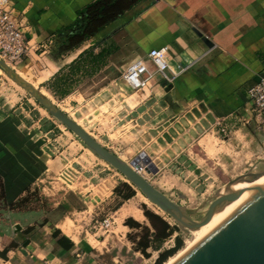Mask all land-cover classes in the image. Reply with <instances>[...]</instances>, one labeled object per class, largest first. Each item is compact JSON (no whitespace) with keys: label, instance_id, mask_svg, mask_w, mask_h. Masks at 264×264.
Instances as JSON below:
<instances>
[{"label":"crops","instance_id":"crops-1","mask_svg":"<svg viewBox=\"0 0 264 264\" xmlns=\"http://www.w3.org/2000/svg\"><path fill=\"white\" fill-rule=\"evenodd\" d=\"M93 1L13 0L12 9L29 31V51L15 68L47 55L40 84L56 87L67 81L69 96L76 77L113 72L119 69L116 58L124 61L119 63L123 69L135 59L149 62L146 56L151 49L168 47L170 66L177 72L172 82L157 74L149 88L135 92L120 77L113 78V86L134 92L125 99L128 105L132 101L139 117L155 107L158 114L177 115V122L187 120V135L210 131L224 142L251 138L257 119L248 90L264 75V0H143L96 36L67 49L62 31ZM5 111L0 104V174L7 201L13 204L50 167L39 147L22 132L25 122ZM35 224H22L17 234L0 235V264H98L112 259L105 248L100 251L89 239L71 235L72 229L68 232L58 223ZM55 231L60 234L54 236Z\"/></svg>","mask_w":264,"mask_h":264},{"label":"rangeland","instance_id":"rangeland-1","mask_svg":"<svg viewBox=\"0 0 264 264\" xmlns=\"http://www.w3.org/2000/svg\"><path fill=\"white\" fill-rule=\"evenodd\" d=\"M45 58L47 55L35 57L17 69L47 90L58 106L80 120L94 137L126 161L147 152L159 171L157 174L145 169L141 172L172 199L191 209H205L212 196L225 190L227 182L264 159V119L252 126L253 134L247 140L235 137L231 142H224L222 136L218 139L210 131L187 135L190 127L187 120L177 122V115L158 114L155 107L139 117L138 108L132 107V101L128 105L125 99L134 90L127 92L111 82L114 77L121 76L123 68L119 63L124 62L122 58H116L119 69L114 67L113 72L105 70L95 76L76 77L71 94L64 97L56 96L45 83L40 84ZM0 104L6 110L4 113H12L25 122L22 132L39 147L50 167L48 172L43 171L38 183L13 204L3 197L1 183H6L0 174V235L6 231L17 234L12 227L14 223L28 226L30 223L49 222L51 226L58 223L68 232L72 229L71 235L87 238L94 243V248L100 251L105 248L112 255V259L98 264H154L158 256L156 247L148 249L149 257L137 248L146 231L126 227L125 221L134 217L151 232L154 229L145 210L159 214L171 225L177 226L176 221L148 200L139 188L135 187L137 193L132 199L123 201L115 189L119 188L123 194L122 183H129L127 178L93 154L76 134L4 71L0 73ZM50 123L55 127L46 131L44 127ZM193 144L197 146L192 148ZM105 219L112 220L109 228L100 226ZM177 235L183 239L180 250L194 239L191 231L180 229L161 245L162 250L172 248ZM95 239L99 242H94ZM150 240L155 245L154 238L150 237Z\"/></svg>","mask_w":264,"mask_h":264},{"label":"water","instance_id":"water-1","mask_svg":"<svg viewBox=\"0 0 264 264\" xmlns=\"http://www.w3.org/2000/svg\"><path fill=\"white\" fill-rule=\"evenodd\" d=\"M207 42V39L203 37ZM0 68L16 84L24 88L46 110L87 146L101 160L121 172L127 181L153 204L170 215L179 229L190 232L200 229L213 216L248 193L222 218L206 226L203 233L169 264H264V159L254 168L227 182L224 191H218L203 210L191 209L172 199L156 187L141 171L157 174L159 167L143 151L130 162L107 148L69 113L55 103L32 82L22 77L14 67L0 57ZM257 181V182H256ZM245 184L235 189L236 184ZM183 198L184 195L180 194ZM21 224L15 225L19 232Z\"/></svg>","mask_w":264,"mask_h":264},{"label":"trees","instance_id":"trees-1","mask_svg":"<svg viewBox=\"0 0 264 264\" xmlns=\"http://www.w3.org/2000/svg\"><path fill=\"white\" fill-rule=\"evenodd\" d=\"M143 0H95L78 11L76 21L68 26L65 31H62L66 35L64 41L67 49H72L86 40L96 36L100 31L105 29L108 25L113 23L122 17L128 10L134 8L138 3ZM46 85V84H44ZM58 97H64L70 93V86L67 81H63L62 85L56 87H48ZM55 127V124H51L48 127H44L46 131H50ZM125 192L115 189L123 201L132 199L136 193V188L127 182H123ZM3 190V197L6 198V189L4 183H1ZM145 216L149 219L154 232L148 226H144L141 222L135 220L133 217H129L125 224L130 228H143L146 232L142 240L138 243V250L145 256L149 257L148 249L156 247L158 252L157 259L154 264H164L170 257L175 255L183 246V239L177 235L175 238V244L172 248L162 250L161 245L169 239L175 232L179 231V227L171 225L162 216L152 211L145 210ZM60 231H55L54 236H58ZM150 237L154 238L155 245ZM61 238L59 241H61ZM65 239V238H64ZM73 243L71 242L70 245ZM7 250H5L6 252ZM2 255L3 252L1 253Z\"/></svg>","mask_w":264,"mask_h":264},{"label":"built area","instance_id":"built-area-1","mask_svg":"<svg viewBox=\"0 0 264 264\" xmlns=\"http://www.w3.org/2000/svg\"><path fill=\"white\" fill-rule=\"evenodd\" d=\"M12 3L13 0H0V57L15 68L29 51L26 42L29 31L21 15L12 9ZM146 57L149 62L145 61V58L135 59L121 72L123 83L135 92L149 88L157 74L169 83L177 75L170 66L168 47L153 48ZM149 63L155 67L154 71L150 69ZM169 72H172L173 76ZM248 98L252 103L253 115L259 123L260 119H264V75L248 90ZM222 131L224 132L225 128ZM111 225L110 219H105L100 224L101 228H109ZM52 264L65 263L60 261Z\"/></svg>","mask_w":264,"mask_h":264},{"label":"bare ground","instance_id":"bare-ground-1","mask_svg":"<svg viewBox=\"0 0 264 264\" xmlns=\"http://www.w3.org/2000/svg\"><path fill=\"white\" fill-rule=\"evenodd\" d=\"M17 72L22 76L24 77L26 80L32 82V84H34L36 87H39L38 84L33 80L31 79L30 77L27 76V74L23 71H21L20 69H17ZM0 71H2V69L0 68ZM42 89V88H41ZM42 92L44 94H46L47 96H49L50 98H52V96L50 95V93H48L46 90L42 89ZM55 101V100H54ZM60 108L64 109L63 107H61V105H59ZM78 123H80V125H82V122H80V120L78 121ZM83 126V125H82ZM204 145V144H203ZM206 148V147H205ZM264 179V175L261 176L257 181H261ZM256 181V182H257ZM243 186H246L245 184H242V183H239V184H236L234 186L235 189H239V188H242ZM249 190V189H248ZM248 190L239 198L237 199L236 201L232 202L231 204L227 205L226 208H224L222 211L220 212H217L213 218L211 219V221L209 223H207L206 225L202 226L200 229L198 230H194V231H191V233L194 235V239L192 241H190V243L185 247L183 248L182 250H180L177 254H175L174 256L170 257L164 264H169L171 263L180 253H182L187 247H189L191 245V243L197 238L199 237L204 229L206 228V226L210 225L211 223L215 222L216 220L222 218L223 216H225L247 193H248Z\"/></svg>","mask_w":264,"mask_h":264}]
</instances>
